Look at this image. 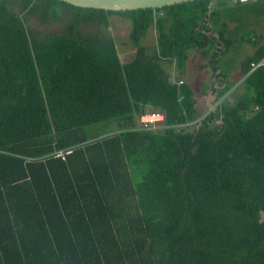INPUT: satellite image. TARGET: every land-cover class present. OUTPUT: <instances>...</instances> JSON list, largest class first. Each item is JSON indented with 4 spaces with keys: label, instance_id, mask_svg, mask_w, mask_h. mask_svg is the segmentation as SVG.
<instances>
[{
    "label": "trees",
    "instance_id": "obj_1",
    "mask_svg": "<svg viewBox=\"0 0 264 264\" xmlns=\"http://www.w3.org/2000/svg\"><path fill=\"white\" fill-rule=\"evenodd\" d=\"M230 3L117 12L0 0V264H264V52L231 80L229 22L250 7ZM61 9V34L25 23ZM114 16L132 25L125 63L113 37L80 30ZM191 49L210 76L203 116L169 71L184 76ZM145 113L164 121L142 127Z\"/></svg>",
    "mask_w": 264,
    "mask_h": 264
},
{
    "label": "rangeland",
    "instance_id": "obj_2",
    "mask_svg": "<svg viewBox=\"0 0 264 264\" xmlns=\"http://www.w3.org/2000/svg\"><path fill=\"white\" fill-rule=\"evenodd\" d=\"M234 6V5H232ZM231 6V7H232ZM20 8L16 7L15 11H19ZM26 25L34 30L39 36H44L46 34H61L71 22V15L64 11L63 9L59 10V17L57 19H48L47 21H41L37 16H28L24 18ZM112 26L111 28H104L103 26H95L90 24H83L80 27V30L86 35H98L100 38L108 39L113 37L117 43L118 51L123 63L131 61L136 56V48L131 43L130 40V30L131 22L118 16L111 18ZM158 33L155 29L150 30L143 44L148 47V52L150 51V46L157 43ZM247 52V51H246ZM244 53H240V56L237 55V49L232 48L230 53L224 58L225 61L232 62L231 65H228L229 70H231V80H235L237 76L241 73V65L244 64L243 61ZM204 62L202 55L199 49H191L189 51V59L187 62V70L184 76H179L172 67L169 71L172 72L174 79H181L184 82L190 84L192 89L195 91L197 96V109L200 116L207 114L210 111L206 103V99L201 96V93L206 88L209 83V73L206 71L199 70V65ZM230 64V63H228ZM179 77V78H178ZM245 89L242 88L241 84L232 89L228 94L232 103H236L238 100L234 99L231 96H241L244 93ZM140 119V117H139ZM138 119V124H139ZM192 127V126H191Z\"/></svg>",
    "mask_w": 264,
    "mask_h": 264
},
{
    "label": "crops",
    "instance_id": "obj_3",
    "mask_svg": "<svg viewBox=\"0 0 264 264\" xmlns=\"http://www.w3.org/2000/svg\"><path fill=\"white\" fill-rule=\"evenodd\" d=\"M246 6L250 7L248 13H236L235 21L229 22V30L237 40L233 48L237 49L238 56L244 53L243 61L264 52V0L251 1ZM260 63L264 64V58Z\"/></svg>",
    "mask_w": 264,
    "mask_h": 264
},
{
    "label": "water",
    "instance_id": "obj_4",
    "mask_svg": "<svg viewBox=\"0 0 264 264\" xmlns=\"http://www.w3.org/2000/svg\"><path fill=\"white\" fill-rule=\"evenodd\" d=\"M77 7L104 9L109 11H127L147 8H164L196 0H59Z\"/></svg>",
    "mask_w": 264,
    "mask_h": 264
},
{
    "label": "built area",
    "instance_id": "obj_5",
    "mask_svg": "<svg viewBox=\"0 0 264 264\" xmlns=\"http://www.w3.org/2000/svg\"><path fill=\"white\" fill-rule=\"evenodd\" d=\"M231 3H247L251 1H258V0H230ZM260 64L253 65V68H257ZM164 121V115L160 113H145L140 116L139 124L140 126H144L145 128H157L158 125H161ZM159 127V126H158ZM74 153L73 148H68L64 150H60L55 153L56 158H60L64 161L67 160V158Z\"/></svg>",
    "mask_w": 264,
    "mask_h": 264
}]
</instances>
